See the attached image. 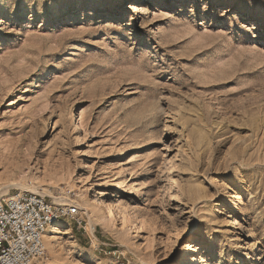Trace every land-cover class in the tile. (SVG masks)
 Here are the masks:
<instances>
[{
	"label": "rangeland",
	"instance_id": "374dc122",
	"mask_svg": "<svg viewBox=\"0 0 264 264\" xmlns=\"http://www.w3.org/2000/svg\"><path fill=\"white\" fill-rule=\"evenodd\" d=\"M17 191L83 219L38 264H264V0H0Z\"/></svg>",
	"mask_w": 264,
	"mask_h": 264
},
{
	"label": "built area",
	"instance_id": "2783aa9c",
	"mask_svg": "<svg viewBox=\"0 0 264 264\" xmlns=\"http://www.w3.org/2000/svg\"><path fill=\"white\" fill-rule=\"evenodd\" d=\"M62 220L83 221L73 204H53L27 191L0 196V264H38L47 228Z\"/></svg>",
	"mask_w": 264,
	"mask_h": 264
},
{
	"label": "bare ground",
	"instance_id": "6f19581e",
	"mask_svg": "<svg viewBox=\"0 0 264 264\" xmlns=\"http://www.w3.org/2000/svg\"><path fill=\"white\" fill-rule=\"evenodd\" d=\"M94 186H97L98 185V183L97 182H95L94 184H93ZM31 187V186H30ZM30 187H28V188H30ZM25 189V188H24ZM32 192H35L36 193V190H34L33 188L32 189H30ZM95 192H96V190H94V193H93V200L92 201H88V202H85V204H84V208L85 209H87L89 212H93L94 211V209H95V206L96 205H94V202H95V200H97V194H95ZM8 193H5L4 195H7ZM106 194H108V191L106 192V193H103V195H106ZM65 199V198H64ZM58 204H60V205H67L65 202H60V203H58ZM109 205L111 204V203H108ZM229 206H230V208H236L237 207V203H236V201L235 200H230L229 201ZM92 221V218H90V222ZM90 222H88V225H90V228H92V226H91V224H90ZM56 223L55 224H52V225H50L48 228H47V230H46V232H45V234H44V241L49 245V243L51 242V239H52V237L50 236L51 234V232L53 231V230H56ZM89 227V226H88ZM196 250V245H194V244H190V243H188V244H186L185 245V248H184V251L186 252V253H189V252H192V251H195Z\"/></svg>",
	"mask_w": 264,
	"mask_h": 264
},
{
	"label": "snow or ice",
	"instance_id": "6c2138e0",
	"mask_svg": "<svg viewBox=\"0 0 264 264\" xmlns=\"http://www.w3.org/2000/svg\"><path fill=\"white\" fill-rule=\"evenodd\" d=\"M202 2H203V0H202ZM197 7L199 6V5H196Z\"/></svg>",
	"mask_w": 264,
	"mask_h": 264
}]
</instances>
